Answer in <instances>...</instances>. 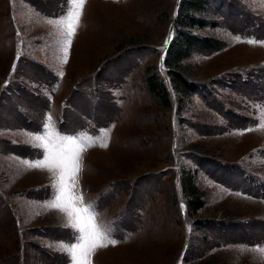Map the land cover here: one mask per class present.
<instances>
[{
    "label": "rangeland",
    "instance_id": "1",
    "mask_svg": "<svg viewBox=\"0 0 264 264\" xmlns=\"http://www.w3.org/2000/svg\"><path fill=\"white\" fill-rule=\"evenodd\" d=\"M177 4L84 0L69 44L48 23L69 0H0V264H70L56 245L73 229L46 207L54 178L26 163L45 151L25 133L46 124L85 143L68 192L117 241L91 264H264V0H209L180 99L162 65ZM180 170L200 192L193 213Z\"/></svg>",
    "mask_w": 264,
    "mask_h": 264
},
{
    "label": "snow or ice",
    "instance_id": "2",
    "mask_svg": "<svg viewBox=\"0 0 264 264\" xmlns=\"http://www.w3.org/2000/svg\"><path fill=\"white\" fill-rule=\"evenodd\" d=\"M83 4L84 0H69L66 13L59 19L48 21V23L56 24L65 30L69 44L78 27ZM248 42L256 43L251 40ZM50 119L49 117V121ZM45 129L42 134L25 133L29 143L34 147H41L45 151L43 159L26 162L27 166L47 170L51 173L54 178L53 198L46 204V207L59 210L66 218V226L73 229L74 242H58L56 246L69 254L70 264H91L89 257L97 249L107 247L109 244L115 246L117 241L108 239L96 224L95 213L91 211L90 206L76 207V202L82 203L83 197L74 199L68 192L69 182L74 183L80 171L79 161L85 150V143L81 142L77 146L75 137L54 133L50 124H46ZM88 140L90 141L91 138L89 137ZM102 146L107 147V144L104 143ZM258 251L264 253V246L260 247Z\"/></svg>",
    "mask_w": 264,
    "mask_h": 264
},
{
    "label": "trees",
    "instance_id": "3",
    "mask_svg": "<svg viewBox=\"0 0 264 264\" xmlns=\"http://www.w3.org/2000/svg\"><path fill=\"white\" fill-rule=\"evenodd\" d=\"M209 0H178L175 9V19L173 22V38L168 45L163 59V67L167 75V81L172 86V91L178 94V99L188 98L194 91L193 85H189L185 79L189 78L185 68L181 65V60L196 44L197 35L193 34L194 29H201L205 23L201 17L206 9ZM214 44V40L203 38L201 46L208 48ZM147 88L151 94L158 98L161 105H167L165 98V88L161 82L154 78L145 80ZM180 101V102H179ZM182 105V101L179 100ZM178 184L182 196L185 198V206L191 213L200 208V192L193 181V176L183 170L179 171Z\"/></svg>",
    "mask_w": 264,
    "mask_h": 264
}]
</instances>
